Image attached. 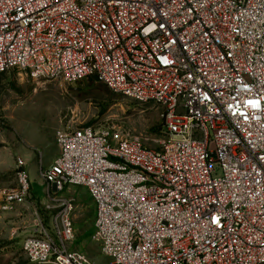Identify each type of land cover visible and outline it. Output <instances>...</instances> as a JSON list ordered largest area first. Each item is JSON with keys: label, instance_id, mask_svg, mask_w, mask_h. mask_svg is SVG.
I'll return each instance as SVG.
<instances>
[{"label": "built area", "instance_id": "obj_1", "mask_svg": "<svg viewBox=\"0 0 264 264\" xmlns=\"http://www.w3.org/2000/svg\"><path fill=\"white\" fill-rule=\"evenodd\" d=\"M76 83L161 108L157 148L59 129L40 168L83 187L106 262L74 250L75 198L48 193L23 236L31 264H264V0H0V74ZM0 212L33 203L22 158ZM58 202V206H55Z\"/></svg>", "mask_w": 264, "mask_h": 264}, {"label": "rangeland", "instance_id": "obj_2", "mask_svg": "<svg viewBox=\"0 0 264 264\" xmlns=\"http://www.w3.org/2000/svg\"><path fill=\"white\" fill-rule=\"evenodd\" d=\"M161 108L141 104L112 92L92 78L65 84L31 80L17 71L0 75V189L16 183L15 166L22 158L30 170L33 203L0 212V264H31L21 249L22 238L46 214L48 193L56 200L75 198V238L71 245L95 263L106 262L92 239L94 211L83 187L52 194L43 186L40 168L57 153L59 129L91 125L110 134L128 136L144 146L157 148L162 138ZM58 206V202H55Z\"/></svg>", "mask_w": 264, "mask_h": 264}, {"label": "crops", "instance_id": "obj_3", "mask_svg": "<svg viewBox=\"0 0 264 264\" xmlns=\"http://www.w3.org/2000/svg\"><path fill=\"white\" fill-rule=\"evenodd\" d=\"M55 144H56V143H55ZM56 147H57V146H56ZM57 154H58V148H57V153H56V155H57ZM56 155H55V156H56ZM55 156L53 157V159L55 158ZM53 159H52V160H53ZM50 162H51V161H50ZM49 164H50V163H49ZM49 164H48V165H49ZM48 165H47V166H48ZM47 166H41V168H46ZM26 169H27V168H26ZM27 170H28V169H27ZM28 172H29V174H30V170H28ZM92 226H93V224H92Z\"/></svg>", "mask_w": 264, "mask_h": 264}, {"label": "trees", "instance_id": "obj_4", "mask_svg": "<svg viewBox=\"0 0 264 264\" xmlns=\"http://www.w3.org/2000/svg\"><path fill=\"white\" fill-rule=\"evenodd\" d=\"M1 74H3V73H1ZM1 74H0V75H1Z\"/></svg>", "mask_w": 264, "mask_h": 264}]
</instances>
